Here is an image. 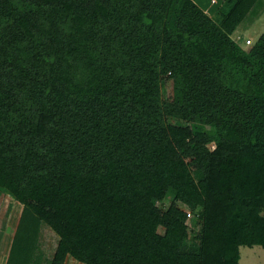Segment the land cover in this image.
I'll return each mask as SVG.
<instances>
[{"label":"trees","instance_id":"trees-1","mask_svg":"<svg viewBox=\"0 0 264 264\" xmlns=\"http://www.w3.org/2000/svg\"><path fill=\"white\" fill-rule=\"evenodd\" d=\"M262 9L0 0V195L23 206L10 264H32L44 225L51 264L264 249V33L233 38Z\"/></svg>","mask_w":264,"mask_h":264},{"label":"rangeland","instance_id":"rangeland-1","mask_svg":"<svg viewBox=\"0 0 264 264\" xmlns=\"http://www.w3.org/2000/svg\"><path fill=\"white\" fill-rule=\"evenodd\" d=\"M195 1L198 2V0ZM222 1L224 0H215L213 6H219V3H222ZM200 2L198 4L202 6ZM205 2V5H207L210 0H205ZM262 6V11H264V0H262ZM206 12L210 13L208 9H206ZM263 33L264 14L253 25L249 26L247 23L241 25L233 38L243 49L248 50L251 47L247 46V41H251L254 45ZM170 89L169 84L164 87V96L169 94ZM22 210L23 206L21 203L13 201L6 195H0V264H10L9 254L20 222ZM161 233L164 234V230H161ZM190 237L192 238V235L187 238L186 244L192 242ZM59 241V237L49 227L44 225L41 229L32 264H51ZM66 264L80 263L69 258ZM240 264H264V249L258 246L241 248Z\"/></svg>","mask_w":264,"mask_h":264},{"label":"crops","instance_id":"crops-1","mask_svg":"<svg viewBox=\"0 0 264 264\" xmlns=\"http://www.w3.org/2000/svg\"><path fill=\"white\" fill-rule=\"evenodd\" d=\"M199 1H201L200 3H201V7L204 9V10H206V9H208L209 11H210V13H213L214 11H215V8L216 7H218V6H213V1L214 0H210V2L207 4V5H205L206 4V2H205V0H198V2L197 3H199ZM209 1V0H208ZM216 1H218V0H216ZM223 2V1H222ZM221 3H219V5H220Z\"/></svg>","mask_w":264,"mask_h":264},{"label":"built area","instance_id":"built-area-1","mask_svg":"<svg viewBox=\"0 0 264 264\" xmlns=\"http://www.w3.org/2000/svg\"><path fill=\"white\" fill-rule=\"evenodd\" d=\"M214 2H215V0L213 1V3H214ZM250 45H252V42L248 40V41H247V46H250ZM188 217H189V218H192V215L189 214Z\"/></svg>","mask_w":264,"mask_h":264}]
</instances>
